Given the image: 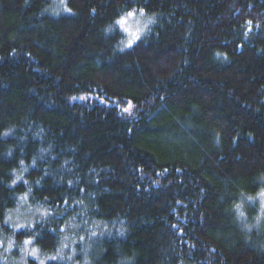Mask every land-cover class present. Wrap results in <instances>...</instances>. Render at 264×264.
<instances>
[{"label":"trees","instance_id":"16d2710c","mask_svg":"<svg viewBox=\"0 0 264 264\" xmlns=\"http://www.w3.org/2000/svg\"><path fill=\"white\" fill-rule=\"evenodd\" d=\"M64 1L0 0V264L4 239L84 243L47 264H264V0ZM129 13L152 20L121 49ZM27 194L48 217L14 231Z\"/></svg>","mask_w":264,"mask_h":264},{"label":"rangeland","instance_id":"374dc122","mask_svg":"<svg viewBox=\"0 0 264 264\" xmlns=\"http://www.w3.org/2000/svg\"><path fill=\"white\" fill-rule=\"evenodd\" d=\"M50 12L61 15L67 12L66 3L64 0H53ZM150 20L142 15H128L120 19L123 24L116 23L110 30L118 31L123 36L121 49H129L134 45L149 28ZM138 37V39H137ZM131 44V46H129ZM27 171V170H26ZM25 168L15 174V181L20 182L26 172ZM247 204L256 208L257 214L253 219V229H259L264 226V196L257 195L246 201ZM48 217V212L40 205L31 203L29 194L19 199L17 207L7 214L6 224L14 231H20L32 227L35 223L40 222ZM5 256L7 257L5 264H47L51 261H76L78 258H83L86 254L84 251V243L80 242L81 250L77 252L75 245L72 249L67 250L63 247L57 254L46 256L35 248L31 243L16 244L10 239H4ZM86 245V244H85ZM75 248V249H74ZM54 258V259H53ZM76 259V260H75ZM85 260H81L80 264H84Z\"/></svg>","mask_w":264,"mask_h":264},{"label":"snow or ice","instance_id":"6c2138e0","mask_svg":"<svg viewBox=\"0 0 264 264\" xmlns=\"http://www.w3.org/2000/svg\"><path fill=\"white\" fill-rule=\"evenodd\" d=\"M69 11H70V10H69ZM129 15H132V13H129ZM118 23L123 24L124 21H120V22H118ZM137 39H138V37H137ZM129 46H131V44H130ZM125 111H127V109H125ZM261 195L264 196V193H261ZM237 207H239V206H237ZM241 215H243V213H241ZM25 243H31V241H25ZM53 259H54V258H53Z\"/></svg>","mask_w":264,"mask_h":264}]
</instances>
